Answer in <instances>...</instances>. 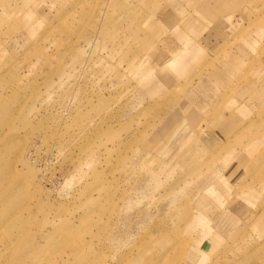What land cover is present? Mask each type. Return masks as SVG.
Instances as JSON below:
<instances>
[{"label": "rangeland", "instance_id": "rangeland-1", "mask_svg": "<svg viewBox=\"0 0 264 264\" xmlns=\"http://www.w3.org/2000/svg\"><path fill=\"white\" fill-rule=\"evenodd\" d=\"M252 150L264 0H0V264H190L187 185Z\"/></svg>", "mask_w": 264, "mask_h": 264}, {"label": "crops", "instance_id": "crops-1", "mask_svg": "<svg viewBox=\"0 0 264 264\" xmlns=\"http://www.w3.org/2000/svg\"><path fill=\"white\" fill-rule=\"evenodd\" d=\"M258 153L252 150L235 155L227 165L208 172L210 177L206 175L204 181L187 185V192L190 191L187 193V232L193 240V245L187 249L190 264L207 263L224 238L232 239L227 244L230 250L239 251L241 245L249 246V253L244 259L264 252V182L259 181L260 173L252 179L248 178V173L253 172L249 163L260 156ZM240 157L243 162H239ZM253 207L256 211L249 213L248 209ZM248 213L250 216L244 223L241 217ZM256 237L262 239V244H255ZM239 238L251 240L246 244L237 242Z\"/></svg>", "mask_w": 264, "mask_h": 264}, {"label": "bare ground", "instance_id": "bare-ground-1", "mask_svg": "<svg viewBox=\"0 0 264 264\" xmlns=\"http://www.w3.org/2000/svg\"><path fill=\"white\" fill-rule=\"evenodd\" d=\"M184 263V262H183Z\"/></svg>", "mask_w": 264, "mask_h": 264}]
</instances>
